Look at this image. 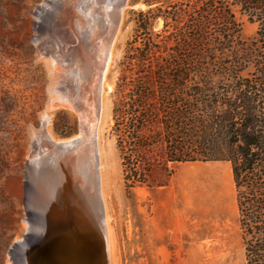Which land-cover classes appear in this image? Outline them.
<instances>
[{
  "label": "rangeland",
  "instance_id": "374dc122",
  "mask_svg": "<svg viewBox=\"0 0 264 264\" xmlns=\"http://www.w3.org/2000/svg\"><path fill=\"white\" fill-rule=\"evenodd\" d=\"M115 1L0 0V264H37L43 255L50 240L32 199L31 174L36 161L44 159L46 144L79 136L80 108L75 101L79 77L70 71V57L57 47L58 40L63 39L66 51L92 43L89 45L100 47L103 55L110 53L103 85L100 78L96 86L92 130L102 225L101 246L95 258L100 264H154L153 241L148 233L151 192L164 182L168 184L176 166L166 157L164 123L168 117L156 111V99L147 100L155 108L154 119L137 133L135 141L124 127L116 126L114 107L128 102L137 83L149 92L156 90L152 74L157 67L187 55L206 63L213 61L216 67L217 63H233L235 79L256 75L257 58L253 56L257 51V23L232 0ZM221 15L232 17L230 32L219 33L224 28L218 20ZM110 20L113 23L109 24ZM198 26L202 27L201 44L190 40L196 37ZM102 54L101 64L105 58ZM217 72L212 68L208 75L211 87L203 82L205 78L197 79L195 87L202 89L198 110L182 129L178 126L173 132V143L177 139L187 147L181 155L200 148L208 150V142L221 150L226 147V135L221 130L225 124L211 111L220 113L231 101L232 95H225L224 89L233 79L220 77ZM208 87L211 90H206ZM138 142L149 145L133 148ZM210 162L231 172L228 161ZM142 178L148 179L147 185L126 186ZM81 256L65 264H82ZM200 258L202 263L210 260L211 264L221 260ZM233 264H239L237 258Z\"/></svg>",
  "mask_w": 264,
  "mask_h": 264
},
{
  "label": "trees",
  "instance_id": "16d2710c",
  "mask_svg": "<svg viewBox=\"0 0 264 264\" xmlns=\"http://www.w3.org/2000/svg\"><path fill=\"white\" fill-rule=\"evenodd\" d=\"M232 1L250 20L257 23L254 39L257 51L253 56L257 58L254 78L235 79L233 63L229 62L225 66L217 63L216 67L213 61L206 63L195 55H187L176 61H166L157 67L152 74L156 90L149 92L143 84L137 83L128 96V102L115 106L113 114L116 117V126L124 127L130 140L135 141L137 133L154 119L155 108L147 103V100L156 99V111H161L168 117L164 123L168 161H228L239 211L245 264H264V0ZM218 20L221 21V27H224L219 33L222 30L225 33L231 31L234 25L231 16L221 15ZM201 31L202 27L199 29L198 26L194 30L196 37L190 40L201 44L204 40ZM197 50L198 47L193 52ZM212 68L218 71L216 75L233 79L227 84L228 89H224L225 95H232L231 101L224 105L220 113L214 114V110L211 111L222 125L225 124L221 130L226 135V147L221 150L217 144L207 141L209 151L200 148L196 153L181 155L187 147L177 139L174 140L175 144L173 143V132H176L178 126L182 129V125H186L189 118L195 116L200 101L198 97L202 93V89L195 87L198 85L197 79L205 78L203 82H208L210 86L208 75H211ZM206 90L211 89L208 87ZM148 145L138 142L133 148L139 149ZM131 170L129 169V173ZM147 184L148 179L142 178L131 181L130 185L126 186ZM158 186H165V182Z\"/></svg>",
  "mask_w": 264,
  "mask_h": 264
},
{
  "label": "bare ground",
  "instance_id": "6f19581e",
  "mask_svg": "<svg viewBox=\"0 0 264 264\" xmlns=\"http://www.w3.org/2000/svg\"><path fill=\"white\" fill-rule=\"evenodd\" d=\"M111 23L113 20H110L109 24ZM59 25L56 26L57 30L60 28ZM89 44L83 46L78 44L70 51H66L63 39L62 42L58 40L57 47L62 52L68 53L70 57V71L79 77L78 89L76 94L73 93L75 101L79 102L80 109L77 111L79 112L80 130L76 139L63 142L52 140L46 144L44 147L45 157L42 158V161H36L37 166L31 174L32 199L37 204L35 206L39 214L43 216L44 232L50 240L37 264H65L69 259L77 261L75 258L79 255H82L79 261L82 264L83 262L84 264H100L95 258V254L99 253L101 246L102 225L96 198L97 182L95 181L92 130L94 129L96 86L100 78L102 84L110 53L108 51V55H103L102 52L100 53V47L94 48L90 46L92 43ZM58 48L57 50L60 52ZM101 54L103 57L105 56L102 64ZM97 113L99 115V108ZM31 150H29L30 153Z\"/></svg>",
  "mask_w": 264,
  "mask_h": 264
},
{
  "label": "crops",
  "instance_id": "0c3cea01",
  "mask_svg": "<svg viewBox=\"0 0 264 264\" xmlns=\"http://www.w3.org/2000/svg\"><path fill=\"white\" fill-rule=\"evenodd\" d=\"M148 233L154 264H244L232 172L210 161L176 162L165 186L151 192Z\"/></svg>",
  "mask_w": 264,
  "mask_h": 264
}]
</instances>
